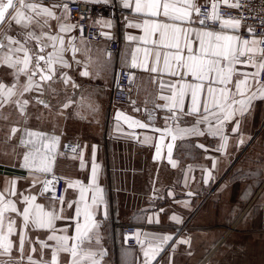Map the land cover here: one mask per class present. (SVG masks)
I'll list each match as a JSON object with an SVG mask.
<instances>
[{
    "label": "crops",
    "instance_id": "crops-1",
    "mask_svg": "<svg viewBox=\"0 0 264 264\" xmlns=\"http://www.w3.org/2000/svg\"><path fill=\"white\" fill-rule=\"evenodd\" d=\"M77 1L101 4L91 0ZM202 1L205 0H198V3ZM51 2L53 0H45L46 5ZM107 3L123 7L122 0H108ZM126 10L128 14L120 19L111 18L106 13L98 15L94 19L99 28L97 39L83 37L93 60L103 66L99 78L81 77L80 67L67 69L81 89L75 90L73 95L70 85L67 90L62 83L53 85L58 94L45 93L40 97L49 101L48 108L32 99L38 93L26 94L24 98L30 100L27 124L14 105L0 110V116L7 117L0 118V190L4 189L6 181L19 178L17 192L36 195V202L47 207L53 193L40 194L42 181L55 177V194L65 198L64 205L57 204V207H64V214L71 216L75 205L67 208V203L78 199L79 189L68 188L65 192L66 181L79 180L87 186L95 164L97 184L102 190L99 195L103 197L96 214V219L101 222L100 243L93 242L85 248L97 253L103 251V257L96 256L101 264H143L142 249L155 247L163 235H170L173 239L164 245V250L152 264H264V99L253 101L243 117L225 122L222 127L223 135L228 137L227 148L219 151L217 149L223 143L220 135H211L204 124L199 126L204 135L178 137L174 142L170 136L161 141V133L154 132L151 127L129 128L121 120L118 128L117 111L148 123L146 109L151 110L153 104H145V100L151 101L157 94V87L148 72L129 67L140 42L129 41L126 37L139 36L142 31L127 25L130 21L142 22L143 17L132 9ZM61 11L56 9L57 15H61ZM62 20L71 24L63 16ZM109 21L110 28L106 26ZM52 23L55 26L56 22ZM71 36L77 37L76 43L80 46L81 35L75 28L66 34V40ZM112 39L119 45L114 52L107 49ZM137 55L142 58V53ZM118 67H125L133 74L131 101L126 105L112 101L111 86ZM95 70L96 65L89 68L93 75ZM10 71L0 67V80L10 83ZM82 94L86 100L73 103L60 114L61 105L68 97L80 101ZM132 101L136 102L135 105ZM156 103L162 104L163 101L157 100ZM89 104L98 111H91ZM166 114L159 109L155 111L156 128H165L163 117ZM236 119L240 120V127L233 132ZM194 122L193 117L187 116L179 123L181 127H191ZM168 124L175 129V123L169 121ZM13 126L21 131L9 139ZM24 128L59 137L51 173L30 175L28 170L20 167L26 151L19 143ZM145 135L152 137L147 143L144 142ZM66 141L76 143V152L62 149ZM169 143L173 144L171 158L176 167L168 159ZM158 145L160 155L156 157ZM198 145H204V148ZM208 171L211 178L206 180ZM34 178L37 181L35 186ZM86 195L90 202L93 192L90 190ZM9 215L16 219L19 229L20 219L15 214ZM173 215L180 219L179 223L172 219ZM64 223L58 221L57 225L62 227ZM121 224L135 227V244H124L119 230ZM37 236L44 239L46 233L29 232L30 239L35 240ZM11 239L16 243L10 255H0V264H29V255L35 260L40 259L39 244L26 243L21 259L17 250L18 234ZM182 240L188 243H180ZM32 246L36 247L35 253L30 250ZM50 258L51 250L46 249L44 259ZM61 264H67L66 254H61Z\"/></svg>",
    "mask_w": 264,
    "mask_h": 264
},
{
    "label": "snow or ice",
    "instance_id": "snow-or-ice-1",
    "mask_svg": "<svg viewBox=\"0 0 264 264\" xmlns=\"http://www.w3.org/2000/svg\"><path fill=\"white\" fill-rule=\"evenodd\" d=\"M91 2L107 3L108 0ZM252 3L253 0H205L204 4L198 3V0H122L124 8L132 9L143 17L142 22L130 21L127 25L142 31L139 36L126 37L129 41L140 42L129 67L148 72L151 82L157 87V94L151 101L145 100V104H153L151 110L146 109L148 123L117 111V127L121 120L129 128L151 127L154 132L161 133V141L165 136H170L174 142L178 137L204 135L199 127L204 124L211 135H220L223 143L217 150L226 149L228 137L223 135L222 127L225 122H231L237 116L243 117L253 101L264 99V32L258 34L256 31L257 27L264 28V0L259 9L249 7L245 13V5ZM222 6L240 10V15L235 17L229 14L225 17L221 13ZM56 9L62 10L61 15H57ZM69 14L67 0H53L50 5H46L45 0H0V67L10 69L12 77L10 83L0 80V110L14 105L24 117L25 124L30 103L29 99L24 98L26 94L38 93L32 99L48 108L49 101L40 97L45 93L58 94L53 85L62 83L65 90L70 85L74 90L73 95L75 90L81 89L67 69L82 68L79 72L81 77L96 79L100 76L103 66L93 60L91 49L85 46L83 27L63 22L62 16L67 19ZM248 19L256 20L257 24L247 26L245 38L240 35V29ZM53 21L56 22L55 26ZM106 26L110 28L111 22H106ZM77 27L81 32L80 46L75 36L66 40V34ZM105 36L108 34L105 33ZM139 53H142V58L138 57ZM92 65H96L94 75L89 71ZM132 79L130 75L129 81L132 82ZM86 99L83 94L80 101L68 97L61 105L60 114L73 103L80 104ZM157 100L163 103H156ZM131 103L135 105L136 102ZM88 107L93 112L98 111L91 104ZM157 109L167 113L163 117L166 124L163 129L154 126ZM134 110L140 111L138 108ZM187 116L193 117L195 122L191 127H181L179 122ZM0 118L7 119L6 116ZM169 121L175 123V129L168 124ZM239 127L240 120L236 119L232 131L237 132ZM18 131L21 129L13 126L9 139ZM151 139L144 136L145 143ZM19 143L26 149L21 168L28 170L30 175L52 172L58 136L24 128ZM198 147L204 148V145ZM167 148L169 162L176 167L171 158L173 144L169 143ZM72 150L75 152V148ZM159 155L158 145L156 157ZM215 166L214 161L213 168ZM207 178H211L210 171ZM18 179L6 181L4 189L0 190V255H10L16 243L11 237L18 234L17 250L21 259L26 243L39 244L40 259L35 260L29 255V264H61V254L67 255V264H85V261L88 264H101L96 256L103 257L105 253L85 248V245H92L93 242L97 245L100 243L101 222L96 219V214L103 197L99 195L102 190L97 184L96 165L93 164L87 186L79 180L66 181L65 192L68 188L79 189L78 199L67 203V208L75 205L71 216L64 214V207H57V204L64 205L65 198L55 194V177L42 181L40 194L53 193L47 207L36 202V195L18 193ZM36 182L34 178L33 186ZM90 190L93 195L89 202L86 194ZM17 196L18 199H13ZM9 213L20 219L19 229L16 219ZM104 215H107L106 211ZM172 219L180 222L175 215ZM58 221L65 223L59 227ZM30 231H43L46 237L41 239L37 236L32 240L29 238ZM172 239L170 235H163L158 245L142 249L143 264H152L164 250V245ZM180 243L188 241L182 240ZM46 249L51 250L50 260L44 259ZM30 250L35 253L36 247L32 246Z\"/></svg>",
    "mask_w": 264,
    "mask_h": 264
},
{
    "label": "built area",
    "instance_id": "built-area-1",
    "mask_svg": "<svg viewBox=\"0 0 264 264\" xmlns=\"http://www.w3.org/2000/svg\"><path fill=\"white\" fill-rule=\"evenodd\" d=\"M205 1L200 2V4H204ZM70 14L68 15V21L72 25L82 26L83 37L88 40H95L99 35V28L95 23L94 19L98 15L102 13H106L111 18L120 19L125 17L128 14V10L125 8L116 5L115 3H101V4H92L87 2H81L77 0L68 1ZM262 4V0H253L251 5H245L244 11L247 13L249 7L254 9H259ZM221 13L227 17L229 14L232 16L238 17L240 15V10L237 9H229L227 7H221ZM257 21L253 19H248L241 27L240 35L247 38V26L248 25H256ZM77 32L81 35L80 28H75ZM257 33L264 32V28L257 27ZM118 41L112 39L109 41L107 45V49L110 52L117 51L118 49ZM133 77L132 71L125 67H118L115 70L113 82L111 86V96L112 101L118 105H126L131 101L130 97V89L132 82L129 81V76ZM133 80V79H132ZM73 148H75V152L77 150V145L75 142L66 141L62 145V149L64 151L73 152ZM120 233L122 235V239L125 245H133L135 244V227L130 224H121L119 226ZM126 237H130L125 239Z\"/></svg>",
    "mask_w": 264,
    "mask_h": 264
},
{
    "label": "rangeland",
    "instance_id": "rangeland-1",
    "mask_svg": "<svg viewBox=\"0 0 264 264\" xmlns=\"http://www.w3.org/2000/svg\"><path fill=\"white\" fill-rule=\"evenodd\" d=\"M5 27H6V24H5Z\"/></svg>",
    "mask_w": 264,
    "mask_h": 264
}]
</instances>
